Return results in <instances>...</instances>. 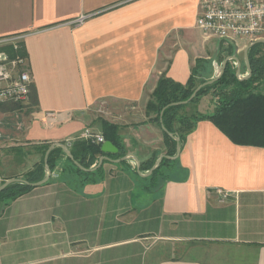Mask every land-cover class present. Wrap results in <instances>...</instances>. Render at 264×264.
I'll return each mask as SVG.
<instances>
[{
    "label": "crops",
    "instance_id": "1",
    "mask_svg": "<svg viewBox=\"0 0 264 264\" xmlns=\"http://www.w3.org/2000/svg\"><path fill=\"white\" fill-rule=\"evenodd\" d=\"M198 6L0 0V38L23 36L6 51L25 60L30 78L25 103L0 104V186L36 178L44 162L31 184L41 182L49 152L63 145L71 155L85 129L102 135L99 120L117 126L126 151L98 156L89 175L63 149L55 154L44 183L0 204V264H264V147L235 144L199 120L183 142L169 136L179 152L167 156L171 144L146 113L162 74L185 85L194 68L210 81L227 61L239 80L250 76L245 50L259 43L206 35L195 26ZM215 102L207 94L178 114H209ZM160 158L169 172L153 186Z\"/></svg>",
    "mask_w": 264,
    "mask_h": 264
},
{
    "label": "trees",
    "instance_id": "2",
    "mask_svg": "<svg viewBox=\"0 0 264 264\" xmlns=\"http://www.w3.org/2000/svg\"><path fill=\"white\" fill-rule=\"evenodd\" d=\"M247 55L251 69V74L247 79L239 80L236 77L235 69L226 63L221 76L213 83L200 88L195 97L188 101L192 104L201 97L211 94L213 98H216L218 105L209 114H191L188 116L178 114V111L188 104L180 103L187 101L197 85L204 83L210 78L209 76L196 74L197 71L193 68L185 85L173 82L164 74L159 77L150 96L146 113H153L152 121L165 129L162 132L164 141L171 144L167 150V156H174L176 153V142L169 137V134H176L179 143H181L187 133L192 130L196 121L199 120L211 121L219 131L235 144L264 147V44L252 45ZM98 125L104 141H110L119 150L114 156L124 155L126 151L122 148V139L117 133V126L104 120H99ZM100 146L101 144H94L85 140L73 141L69 146L72 161L77 162L85 169H90L93 164L97 163V157L103 154ZM46 150L47 147L43 148V153ZM61 152V148L49 152L46 162L50 171L56 166L55 154ZM166 161V158L163 159L160 165L152 171L151 178L157 175L159 168L166 164ZM150 167L151 165L146 169ZM76 169L79 174H90L88 170L83 171L78 167ZM33 172H30L26 179L29 184L43 178L44 162L36 167L35 172L39 175L34 179L31 178ZM32 188L31 185L27 184L11 183L0 191V204L4 208Z\"/></svg>",
    "mask_w": 264,
    "mask_h": 264
},
{
    "label": "built area",
    "instance_id": "3",
    "mask_svg": "<svg viewBox=\"0 0 264 264\" xmlns=\"http://www.w3.org/2000/svg\"><path fill=\"white\" fill-rule=\"evenodd\" d=\"M195 26L208 36L235 41L238 38L253 43L264 40V0H199ZM22 35L0 38V104L25 103L30 94V78L22 67L21 56L12 57L6 51L19 49ZM81 138L94 144H102L100 133L85 129ZM224 202L227 194L216 191Z\"/></svg>",
    "mask_w": 264,
    "mask_h": 264
},
{
    "label": "water",
    "instance_id": "4",
    "mask_svg": "<svg viewBox=\"0 0 264 264\" xmlns=\"http://www.w3.org/2000/svg\"><path fill=\"white\" fill-rule=\"evenodd\" d=\"M257 42L264 44V40L256 41V43ZM247 49L245 50V62H246V67H247V74L250 75L251 74V69H250V65H249V62H248ZM226 62L227 61H225L222 64V68H221V71L219 72V75L218 76H216L214 79H212L210 81H206V82L200 84L199 86H197L195 88V90L193 91V93L191 94V96L189 97V99L187 101L182 102V103H186V102L192 100L195 97V94L199 91L200 88L204 87L205 85H209V84L213 83L223 73V71L225 69V66H226ZM162 130L165 131V129H163V128H162ZM169 136H171V134H169ZM176 141H177V139H176ZM59 146H60L61 149L64 150V152L67 154V156L71 157L69 151L65 148V146H63V145H59ZM100 150H101L102 153H111V154L117 153V148L110 141H104L101 144V146H100ZM178 152H179V147L177 146L176 147V153H178ZM169 158H173V157H169ZM161 159L162 158L159 159V161L157 162L156 165H158L161 162ZM155 168H156V166H153L151 168L150 172H152ZM45 169L47 170V176H46V178H47L48 175L50 174L47 165H46V168ZM46 178L44 180H42L41 182L36 183V184H29L28 182H26L25 180H22V179H11V180H8V181L4 182L0 186V191H2L6 186H8L9 184L14 183V182H18V183H22V184H27V185L33 186V185H39V184L44 183L46 181Z\"/></svg>",
    "mask_w": 264,
    "mask_h": 264
},
{
    "label": "rangeland",
    "instance_id": "5",
    "mask_svg": "<svg viewBox=\"0 0 264 264\" xmlns=\"http://www.w3.org/2000/svg\"><path fill=\"white\" fill-rule=\"evenodd\" d=\"M82 21V19H80L79 20V23ZM246 42V39H244V38H238V39H236L235 40V43L237 44V45H240V44H242V42ZM20 45V44H19ZM231 66V65H230ZM219 71H220V69L219 70H217L216 72H218L219 73ZM218 73H216V74H218ZM214 108H216V106L218 105L216 102L214 103V104H211ZM190 108H192V107H190ZM192 113V111L191 110H187V109H183V110H181L180 111V114L181 115H190ZM76 167H78L79 169H81V170H83V171H87L88 169H85V168H83L82 166H80L78 163L76 164ZM159 174L160 175H157V176H155L154 178H151V177H148V180L146 181L148 184H153V186H156L157 185V183H162V181L164 180V179H166V174L169 172V169H168V167L167 166H165V165H163L160 169H159ZM139 176H141L140 174H138ZM155 181V183H154V181ZM158 186V185H157ZM157 194V195H159V193H158V191H154L153 189H151V191H150V193H149V196L151 197L152 196V194ZM144 195L145 196H147L148 197V194H146L145 192H144ZM156 246H159V244H157ZM161 249H162V246L160 247ZM164 253H165V251L163 250V251H161L160 252V255H162V256H164ZM177 255H179V254H177Z\"/></svg>",
    "mask_w": 264,
    "mask_h": 264
}]
</instances>
